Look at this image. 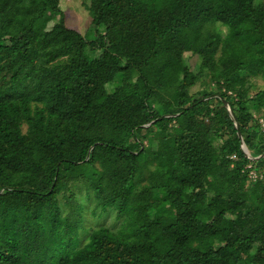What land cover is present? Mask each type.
Instances as JSON below:
<instances>
[{
	"label": "trees",
	"instance_id": "trees-1",
	"mask_svg": "<svg viewBox=\"0 0 264 264\" xmlns=\"http://www.w3.org/2000/svg\"><path fill=\"white\" fill-rule=\"evenodd\" d=\"M78 1L0 0V264H264V0Z\"/></svg>",
	"mask_w": 264,
	"mask_h": 264
},
{
	"label": "rangeland",
	"instance_id": "rangeland-1",
	"mask_svg": "<svg viewBox=\"0 0 264 264\" xmlns=\"http://www.w3.org/2000/svg\"><path fill=\"white\" fill-rule=\"evenodd\" d=\"M254 1L258 2L259 0H254ZM60 5L62 6V8L64 7V9H66L68 7L71 10L69 12V16L67 17V20H66L68 24L79 29L81 32H84L86 29H88V30L91 29L89 27L88 23H86L87 12H86L85 8L83 7V5L81 4L80 1H78V0H75V1L60 0ZM52 23H53V21L50 20L46 24V27L49 28ZM215 29L221 36H223V33L226 30L225 27L220 22H216ZM183 57L187 60L191 70L193 72H196L198 70V66H199L198 64L200 61V57H198L197 55H190L189 52H184ZM257 81L259 82L258 84L260 85L261 82L259 80H257ZM208 84L210 85L209 80L203 74L199 75L194 86H192L190 88V91L191 92H198ZM106 88L109 90L111 88V84H106ZM249 109L251 110V112H253V108L251 105H249ZM262 111H263V109H260V114H256V117L262 115L261 114ZM250 175H251V177H253L254 176L253 172H251ZM72 187H74L76 202H79L80 204L83 203L84 207L88 208L87 213H85L86 223H88V222H89V224L92 223V226H97V225H99V223H101L105 226H108L111 230H115L118 227L119 220L115 219L114 214L109 212V211H106L103 214V217L100 218V220H98L99 218L91 216L90 215V209H91V205H92V200L91 199L87 200L84 197V191L81 187V183L80 182H78V183L73 182ZM105 214H106V216H105Z\"/></svg>",
	"mask_w": 264,
	"mask_h": 264
},
{
	"label": "water",
	"instance_id": "water-1",
	"mask_svg": "<svg viewBox=\"0 0 264 264\" xmlns=\"http://www.w3.org/2000/svg\"><path fill=\"white\" fill-rule=\"evenodd\" d=\"M211 97H218V98L221 99L223 106H224L225 109L227 110V112H228V114H229L231 120H232L233 123H234V127L236 128V134H237L238 138L240 139V147H241L242 151L245 153V155L248 156L250 159H257V158H259V157L264 156V153L259 154V155H256V156H251V155H250V153H249L247 147L245 146V144H244V142H243V140H242V138H241V135H240V132H239V130H238V126H237V123H236V120H235L234 114H233V112H232V110H231V108H230L228 102H227L225 99L221 98L220 95H219V94H216V93H213V94H211V95H209V96H207V97H204L202 100L207 99V98H211Z\"/></svg>",
	"mask_w": 264,
	"mask_h": 264
},
{
	"label": "built area",
	"instance_id": "built-area-1",
	"mask_svg": "<svg viewBox=\"0 0 264 264\" xmlns=\"http://www.w3.org/2000/svg\"><path fill=\"white\" fill-rule=\"evenodd\" d=\"M258 122L260 123V126H261L262 128H264V117H260V118L258 119ZM253 175H254V173H253Z\"/></svg>",
	"mask_w": 264,
	"mask_h": 264
},
{
	"label": "crops",
	"instance_id": "crops-1",
	"mask_svg": "<svg viewBox=\"0 0 264 264\" xmlns=\"http://www.w3.org/2000/svg\"><path fill=\"white\" fill-rule=\"evenodd\" d=\"M260 117H264V116H262V115L258 116V117H257V120H256L257 122H258V119H259ZM258 125H259V127H260L261 129H264V128H262V127L260 126V123H259V122H258Z\"/></svg>",
	"mask_w": 264,
	"mask_h": 264
}]
</instances>
